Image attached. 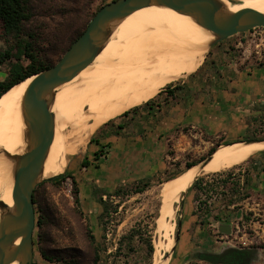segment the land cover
<instances>
[{"label": "rangeland", "instance_id": "1", "mask_svg": "<svg viewBox=\"0 0 264 264\" xmlns=\"http://www.w3.org/2000/svg\"><path fill=\"white\" fill-rule=\"evenodd\" d=\"M112 1L114 0H93L91 10ZM59 15V12L39 8L30 21V28L41 39L43 50L47 47L44 40L51 36L61 21ZM237 43H242L248 48L246 59L248 62L259 63L260 61L255 59V52H264V28H256L225 40L224 48L227 51L224 52L226 55L223 54L221 57L225 64L241 57V53L238 54L235 49ZM212 50L210 48L205 52L203 63L194 74L215 67L210 62ZM230 51L235 52L233 56L231 55L232 58L227 55ZM6 53L11 57H6ZM14 55L15 42L0 35V82L16 64ZM26 63L24 59L21 61L22 65ZM181 80L171 84H177ZM112 122L105 125L106 122L97 128L77 155L68 157L69 167L63 174L73 177L79 193L82 192V195H79L77 209L73 199L71 177L63 179L58 187L47 186L39 191L41 197L45 196L54 203L56 227L50 231L53 243L50 248L62 256L59 264L68 263L71 256H81L82 264H91L92 246L84 228L90 230V236L94 237L93 246L97 247L100 256L97 264H143L146 258L147 240L151 241L153 255L157 246L167 242L158 226L160 189L163 180L182 172L186 163L201 162L209 156L210 149L217 144L264 138V118L258 117L248 118L243 124L231 123L224 132L220 131L218 134L210 133L199 126L188 127L182 132L174 133L168 142L162 174L152 180H129L115 187H108L103 175L99 174V169L105 164V157L108 155L106 148L110 144H103L98 150L93 148L96 146L95 136L101 128L105 126L115 132L119 130L117 125H126L123 124L124 119L118 121L115 118ZM96 154L99 155L95 156ZM84 160L88 162L86 167L81 165ZM252 163L256 164V169H252ZM262 168H264V151L229 170L203 175L201 187L206 191L187 192L194 194L196 206L200 209L198 223L203 231L201 235L191 238L194 242H190V245L196 249L184 257L181 238L179 243L177 241L175 244L174 251L166 264H210L196 258L197 252L221 257L224 260L222 264H264V184L260 185L262 181L257 180L253 186H249L257 170L261 172ZM95 177L102 183L93 185ZM245 181L247 183L244 184ZM146 182L149 187L144 192L132 193L136 187ZM214 197L215 201L212 202ZM181 202L174 204L176 214L172 237L175 238L177 235L178 239L182 229L180 226L177 233L178 223L181 220ZM103 207L108 209V213L101 218ZM206 210L210 211L208 215H205ZM221 226L228 227L230 232L224 234L220 231ZM36 230L35 228L33 242H36ZM131 231L135 236L132 241L127 238ZM190 231L194 233L195 228L191 227ZM33 249L35 264L43 263L36 245ZM243 249L245 251L238 254L237 250ZM167 254L168 252L164 254V258Z\"/></svg>", "mask_w": 264, "mask_h": 264}, {"label": "bare ground", "instance_id": "2", "mask_svg": "<svg viewBox=\"0 0 264 264\" xmlns=\"http://www.w3.org/2000/svg\"><path fill=\"white\" fill-rule=\"evenodd\" d=\"M218 1L226 11L264 13V0ZM213 39L189 17L164 8H144L118 21L93 62L55 91L50 107L55 136L40 178L66 171L68 157L77 155L105 122L144 104L168 84L194 74ZM31 80L0 98V152L4 153L0 155V201L8 208L12 206V158L27 150L22 98ZM262 151L264 143L220 145L207 164L185 169L162 184L158 226L167 242L157 246L152 264H166L164 254L174 245L176 213L172 206L197 177L229 170Z\"/></svg>", "mask_w": 264, "mask_h": 264}, {"label": "water", "instance_id": "3", "mask_svg": "<svg viewBox=\"0 0 264 264\" xmlns=\"http://www.w3.org/2000/svg\"><path fill=\"white\" fill-rule=\"evenodd\" d=\"M149 7L169 9L189 17L202 30L213 36L214 39L209 42L206 51L232 36L256 28H264V13L226 11L218 0H114L102 6L58 62L24 80L32 79L22 98L27 150L22 155L12 158L15 165L12 173L11 208L0 201L2 212L0 216V264H11L16 261L18 264H33L35 229L33 192L40 184L51 182L64 173L49 178H40L55 136V116L50 107L56 89L70 82L93 62L110 37L112 27L118 21ZM241 143H264V138L241 141ZM215 152L216 149L193 167L207 164ZM1 154L4 153L0 152ZM185 195L186 193L181 195L180 202ZM172 207L174 208V205ZM179 227L180 223H178L177 233H179ZM220 231L228 234L230 229L221 226ZM177 241L178 236L176 235L172 249L164 258L166 263ZM237 251L239 254L245 249ZM200 260L210 264L224 262L221 257L208 253L201 255Z\"/></svg>", "mask_w": 264, "mask_h": 264}, {"label": "crops", "instance_id": "4", "mask_svg": "<svg viewBox=\"0 0 264 264\" xmlns=\"http://www.w3.org/2000/svg\"><path fill=\"white\" fill-rule=\"evenodd\" d=\"M224 47L225 41L212 47L210 62L215 67L208 71L201 70L172 85L181 88L175 92L172 101H159L149 109L142 108L129 115L124 118L123 124L126 125L123 129L113 132L104 126L97 132L94 150H98L103 144H110L106 148L108 155L105 157V164L99 169V174L103 175L108 187H115L129 180H152L162 174L168 142L174 133L199 126L218 134L220 131L224 132L231 123L243 124L248 118L258 117L262 113L264 52L256 51L255 59L260 62L251 63L246 60V45L237 43L235 49L238 54L241 53V57L225 64L221 59L223 54L226 55ZM233 53L235 52L230 51L227 55L233 56ZM251 167L256 169V164L252 163ZM263 174L262 170H257L256 176L251 175L253 178L249 186H253L257 180L262 181L260 185L264 184ZM93 179V185L102 183L96 177ZM189 193H186L180 204L179 223L182 229L178 243L182 238L184 257L196 249L190 245V242H194L191 238L201 235L203 231L198 223L199 212L196 210L194 194ZM79 195H82L81 191ZM214 199L215 197L211 201H215ZM191 227L195 228L194 233H191ZM42 262L40 264H59L44 260Z\"/></svg>", "mask_w": 264, "mask_h": 264}, {"label": "trees", "instance_id": "5", "mask_svg": "<svg viewBox=\"0 0 264 264\" xmlns=\"http://www.w3.org/2000/svg\"><path fill=\"white\" fill-rule=\"evenodd\" d=\"M92 4L93 0H0V35L8 37L15 42L14 58H16L17 61L16 64L10 68L7 77L0 82V97L10 88H13V86L18 85L20 82L32 75L52 67L56 62H58L64 52L85 30L92 16L102 7L100 6L92 11ZM39 8L46 9L47 11H54L55 13L59 12V16L61 17V21L57 24L56 30L49 38L44 40V43L47 45L44 50L41 48V39L33 32L29 25L32 17L35 15V11ZM5 56L11 57L9 53H6ZM23 59L27 62L26 65L21 64ZM180 89L181 88L178 86L172 87V84H168L144 104L135 106L116 118L120 121L129 115L137 113L142 108L149 109V107H151L152 104H156V102L161 101L163 103H167L172 101L175 98V92ZM258 118H264V110ZM112 120L113 119L107 121V123L105 122V125L113 123ZM117 128L123 129L124 126L119 124L117 125ZM91 142L92 138L90 139V143ZM218 146H220V144L211 148L208 155L215 151ZM97 155L99 154H96L95 156ZM198 163L199 162L186 163L185 169L191 168ZM81 165L82 167H86L88 165L87 160H84ZM185 169H183V171ZM182 172L176 173L172 177H166L163 182H167L168 180L180 175ZM262 172L264 173V168H262ZM66 177L71 176L63 174L53 179L51 182H44L40 184L33 192L35 228L37 229L36 242L33 243L36 245L41 259L49 263H58L62 261V256L56 252V250L50 248V245L53 244L50 237V231L52 228L56 227V211L54 203L49 201V199L45 196L41 197L39 191L47 186L58 187ZM203 179V176L197 177L188 191H206L205 188L201 187ZM71 180L73 184V199L74 204L76 205L75 209H77V205L79 203V191L76 187L77 184L75 179L71 177ZM161 183L162 182H160V184ZM245 183H247V181H245L244 184ZM148 187L149 184L147 182L142 183V186L136 187L132 193H142ZM116 193H118V190ZM107 210V208L103 207L100 215L101 218L108 213ZM196 210L200 214L199 207L196 206ZM209 213V210L205 211V215H208ZM84 230L86 231V235L88 236V240L92 246L91 264H97L100 260V256L97 247L93 246L95 243L94 237L90 236V230H87L86 228H84ZM133 233L134 232L131 231L127 237L130 241L135 238ZM153 251L154 249L151 241L147 240L146 258L144 259L143 264H152L151 257L153 255ZM203 254L207 253L197 252L195 257L200 259V256ZM80 259L81 256H71L69 262L66 264H82Z\"/></svg>", "mask_w": 264, "mask_h": 264}]
</instances>
